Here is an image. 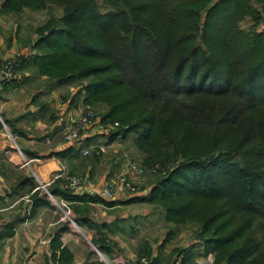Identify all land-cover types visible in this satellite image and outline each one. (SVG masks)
Masks as SVG:
<instances>
[{"label":"trees","instance_id":"trees-1","mask_svg":"<svg viewBox=\"0 0 264 264\" xmlns=\"http://www.w3.org/2000/svg\"><path fill=\"white\" fill-rule=\"evenodd\" d=\"M103 1L101 10L96 0H3L1 12L60 8L16 57L15 71H30L34 83L45 80L28 114L53 118L39 97L80 83L71 104L81 96L84 105L103 106L99 121L118 120L106 142L133 133L142 163L166 168L150 194L129 200L189 197L165 204V217L193 220L197 237L212 244L214 264H264V59H257L264 44L258 37L248 44L235 25L252 11L242 0ZM66 152L78 155L72 148L56 153ZM208 164L224 172L206 173ZM185 166L199 172L184 173L186 183L174 181ZM194 200L203 204L188 215ZM137 218L113 224L136 235ZM169 234L156 250L141 238L137 256H148L147 264H188L190 248L164 253Z\"/></svg>","mask_w":264,"mask_h":264},{"label":"crops","instance_id":"crops-1","mask_svg":"<svg viewBox=\"0 0 264 264\" xmlns=\"http://www.w3.org/2000/svg\"><path fill=\"white\" fill-rule=\"evenodd\" d=\"M11 37L0 25V59L26 53ZM31 77L30 71L17 69L12 79L0 82V264H120L123 256L134 260L135 235L113 223L137 215L122 206L142 203L129 199L143 192L106 199L86 189L72 192L77 196L73 199L58 178L48 186L52 199L39 187V181L50 179L63 163L70 172L87 174L95 186L114 179L124 167L112 147L118 140L106 142V137L102 141L95 136L105 133L98 120L77 142L60 137L63 126L82 111L80 104H71V96L61 98L54 88L39 97L54 117L50 112L45 118L29 115L38 106L32 102L33 94L44 89ZM82 147H95L97 154L86 160L72 152L56 153L65 148L79 152ZM67 208L71 220L63 217Z\"/></svg>","mask_w":264,"mask_h":264},{"label":"rangeland","instance_id":"rangeland-1","mask_svg":"<svg viewBox=\"0 0 264 264\" xmlns=\"http://www.w3.org/2000/svg\"><path fill=\"white\" fill-rule=\"evenodd\" d=\"M215 1V0H213ZM3 0H0V7L2 4ZM98 5L101 7V10H103V0H96ZM242 7L243 8H249L252 13H246L242 15L235 23L236 27L242 31V36H244V39L248 44L254 43L255 42V37H258L261 39V42L263 41L262 44H264V0H242ZM1 9V8H0ZM60 13V8L54 7L52 10L50 9H38L34 10L31 9L30 7L26 6L23 7L21 11H10V12H1L0 11V25L3 26V28L8 32L10 38L13 36L17 44L19 45V49H25V51L29 50L28 48V40L34 41L36 39V32L35 29L44 23L51 14L53 15H58ZM14 32V35H13ZM253 35V36H252ZM252 36V37H251ZM19 55H14L12 58L16 56H20V52H18ZM261 57L264 59V51L257 57V59ZM237 71H240L238 66H235ZM262 71L264 72V67L261 68ZM16 72V71H15ZM261 79H264V74L261 76ZM39 84H42L41 86H45V80L43 77H40L36 81ZM81 84H62L58 85L55 87L57 94L61 98H66V96H71V93L77 89H79ZM53 89H51L49 94L52 92ZM77 104H80L81 108V114L84 113L86 110H93L97 115H98V121L99 117L101 116V113L103 112L104 108L102 105L93 107L92 104H87L84 105L81 102V96L77 97L74 106ZM80 115V114H79ZM77 117V116H76ZM101 126L104 128L103 131H105L106 134L109 133V131L116 129L118 126L115 124V122H118V120L115 121H108L107 124H104L103 122L99 121ZM94 126V125H93ZM92 126V127H93ZM89 131V130H88ZM87 131V133H88ZM105 133L96 134V137H101L102 141L103 138L106 136ZM60 137H62V130L60 133ZM133 133H129L125 139H120L123 141L119 140V136L116 138L118 140V144H114L115 147L119 153V159L121 160V165H123L124 169L117 173L114 179H110L106 182H111L112 180H115L117 176L120 173H126L128 168V164L131 161H135L138 164H141L145 166V173H135L129 172V179L133 181L135 186L138 188L139 193L143 192L144 196L150 194L151 188L153 187L155 180L157 177H161L166 174H161V173H156L154 171H151L152 166H147L143 164L142 162L144 161V155L143 153L134 145L132 141ZM100 138V139H101ZM38 145L43 146V143H39ZM42 148V147H41ZM84 147L79 149V156L85 158L86 160H89L93 157V155L97 154V148L95 147H87L88 152L87 153H82V150ZM104 153H115L111 152L109 150H105ZM64 164V163H63ZM65 165V164H64ZM66 166V165H65ZM67 168V166H66ZM173 168V167H172ZM68 170V168H67ZM131 171V170H130ZM204 171L206 173H214L215 175H222L221 172H224V169L221 167H218L217 165L214 164H208ZM192 172H199L196 170L195 167L193 166H185L181 171L177 172L174 176L173 179L174 181H178L180 183H186V180L183 178L184 173H188L191 175ZM70 174H81V175H86L87 178L89 179V176L84 173H73L68 171ZM182 176V177H180ZM183 178V179H182ZM90 180V179H89ZM52 184V183H51ZM50 184V185H51ZM174 185L171 186V190L173 194L175 193L174 190ZM65 188V187H64ZM169 188H165L167 190ZM157 191V190H156ZM164 191V190H162ZM160 190H158V193ZM136 193V192H134ZM130 193L126 190H123L121 193L117 194H123V195H129V194H134ZM187 197L186 199H188ZM186 199H181L180 196H174L172 198H168L166 200H153L150 202L143 201L142 203H133V204H128L127 206H122L123 209L130 208L133 211H136L135 213L137 214L136 216L138 217L136 219L137 221V232L135 235V245L138 241H140L141 238L147 239L150 242V245L152 249L156 250L157 245L159 243H162L167 235V231L170 229L171 234L166 238V243L164 245V253H169L170 251H176V250H181L184 248H190V258H189V263L188 264H214V250L211 248V243H207L205 238H198L197 237V230H198V225L193 222V220H188L187 222L184 223H175L170 220L166 219V212L164 210V205L170 202L172 205L179 203L181 200H186ZM54 203H57L56 201ZM193 206L191 211L194 213H189L188 215H194L198 211L199 205L203 204L202 202L198 200H194ZM70 209V208H69ZM71 212V211H70ZM132 216V215H128ZM259 234L263 238L264 241V230L259 231ZM209 237H211V234H208ZM125 240V239H124ZM130 243L131 240H130ZM129 244V243H128ZM131 245V244H129ZM133 245V244H132ZM206 251V252H205ZM125 257V256H123ZM148 257V256H147ZM138 258V256L132 260L135 261ZM180 258V255L179 257ZM149 259V258H148Z\"/></svg>","mask_w":264,"mask_h":264},{"label":"built area","instance_id":"built-area-1","mask_svg":"<svg viewBox=\"0 0 264 264\" xmlns=\"http://www.w3.org/2000/svg\"><path fill=\"white\" fill-rule=\"evenodd\" d=\"M16 55H19L17 53ZM17 57V56H16ZM16 57L8 59H0V82L12 79L15 75V66L17 65ZM98 120V115L93 110H86L84 113L72 118L68 123H66L62 128V137L64 141L77 142L82 139L87 131L96 123ZM117 125V122H115ZM87 148L82 150V153H87ZM128 170L126 173H120L115 180L111 182H104L98 186H95L90 182L86 175L81 174H70L64 164L60 166L58 172L54 173L50 179L44 182L39 181V187H42L49 198L54 199L53 195L50 193L48 186L53 183L56 179L62 178V186L67 188L73 193H80L86 189L97 191L99 195L103 198L111 199L116 196L119 192L126 190L130 193L138 191L133 181L129 179V172L135 173H145V166L138 164L135 161H131L128 164ZM131 170V171H130ZM151 171L156 173L165 174L166 168H160L157 164L152 166ZM70 210L67 208L65 210L64 216L71 220ZM149 261L147 256L138 257L135 261L130 260L127 257H122L120 259V264H147Z\"/></svg>","mask_w":264,"mask_h":264}]
</instances>
